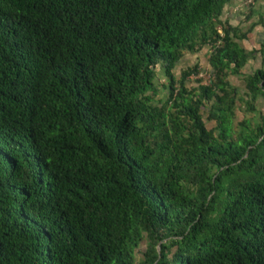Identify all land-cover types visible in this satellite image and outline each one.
<instances>
[{
	"label": "trees",
	"instance_id": "obj_1",
	"mask_svg": "<svg viewBox=\"0 0 264 264\" xmlns=\"http://www.w3.org/2000/svg\"><path fill=\"white\" fill-rule=\"evenodd\" d=\"M228 1L0 0V264H264V114L227 80L264 37ZM204 47L208 84L173 74Z\"/></svg>",
	"mask_w": 264,
	"mask_h": 264
},
{
	"label": "rangeland",
	"instance_id": "obj_2",
	"mask_svg": "<svg viewBox=\"0 0 264 264\" xmlns=\"http://www.w3.org/2000/svg\"><path fill=\"white\" fill-rule=\"evenodd\" d=\"M208 50L206 47L203 49H200L194 53H189V52H184L182 57L178 60V62L175 64V66L172 69V72L175 76L179 75V72L181 69L187 67V66H192L193 64H196L197 66V74H190L188 77L189 83L191 85L196 84V80H199L203 84H208L209 81L211 80V75L207 64V56H208ZM256 59V60H254ZM252 59L249 63H246L244 68L241 69L240 73L238 75H229L227 77V80L230 84L235 86L237 88L238 95L242 97L241 100H237L236 104L237 107L234 110L235 118H234V123H236L238 120L244 118H249L251 121L256 118L258 113L264 114V100L261 98L256 99L254 102V107L255 111L251 112L248 111L246 108V100L247 96H242V92L244 90V82H243V76L246 73H249L250 71L258 68L262 64V59L256 57ZM264 65V62L262 66ZM157 75L159 77L160 81H163L161 72L157 70ZM161 76V77H160ZM162 91V90H161ZM200 113L202 120L204 121V124L206 128H211L213 126V121L212 120H207V109L201 107L200 108ZM143 247V244L141 245Z\"/></svg>",
	"mask_w": 264,
	"mask_h": 264
},
{
	"label": "crops",
	"instance_id": "obj_3",
	"mask_svg": "<svg viewBox=\"0 0 264 264\" xmlns=\"http://www.w3.org/2000/svg\"><path fill=\"white\" fill-rule=\"evenodd\" d=\"M242 2L229 0L225 3L220 20L225 25L238 27L240 32H246L245 38L239 41L242 47L246 50L257 49L264 37V0H254L247 8L242 6ZM256 57L260 58L258 54Z\"/></svg>",
	"mask_w": 264,
	"mask_h": 264
},
{
	"label": "built area",
	"instance_id": "obj_4",
	"mask_svg": "<svg viewBox=\"0 0 264 264\" xmlns=\"http://www.w3.org/2000/svg\"><path fill=\"white\" fill-rule=\"evenodd\" d=\"M253 1H254V0H243V2H242V6H243L244 8H247L248 6H250V4L253 3Z\"/></svg>",
	"mask_w": 264,
	"mask_h": 264
}]
</instances>
